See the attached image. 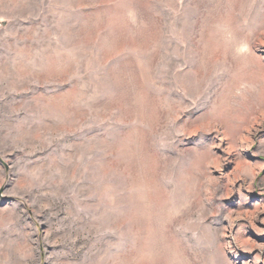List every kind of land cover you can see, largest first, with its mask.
Wrapping results in <instances>:
<instances>
[{"label":"rangeland","instance_id":"rangeland-1","mask_svg":"<svg viewBox=\"0 0 264 264\" xmlns=\"http://www.w3.org/2000/svg\"><path fill=\"white\" fill-rule=\"evenodd\" d=\"M0 264H264V0H0Z\"/></svg>","mask_w":264,"mask_h":264},{"label":"bare ground","instance_id":"bare-ground-1","mask_svg":"<svg viewBox=\"0 0 264 264\" xmlns=\"http://www.w3.org/2000/svg\"><path fill=\"white\" fill-rule=\"evenodd\" d=\"M174 256V255H173Z\"/></svg>","mask_w":264,"mask_h":264}]
</instances>
